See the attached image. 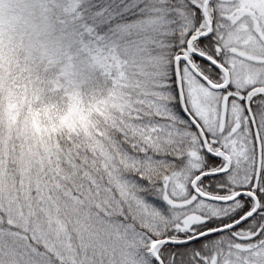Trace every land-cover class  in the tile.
<instances>
[{
  "label": "snow or ice",
  "instance_id": "6c2138e0",
  "mask_svg": "<svg viewBox=\"0 0 264 264\" xmlns=\"http://www.w3.org/2000/svg\"><path fill=\"white\" fill-rule=\"evenodd\" d=\"M0 264H264V0H0Z\"/></svg>",
  "mask_w": 264,
  "mask_h": 264
}]
</instances>
